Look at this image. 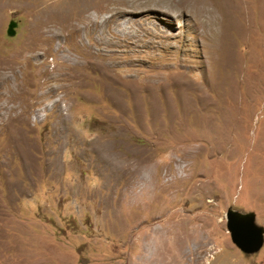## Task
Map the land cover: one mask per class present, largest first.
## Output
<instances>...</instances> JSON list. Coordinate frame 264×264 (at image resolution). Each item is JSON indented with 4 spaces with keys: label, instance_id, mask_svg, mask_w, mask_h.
Wrapping results in <instances>:
<instances>
[{
    "label": "rangeland",
    "instance_id": "obj_1",
    "mask_svg": "<svg viewBox=\"0 0 264 264\" xmlns=\"http://www.w3.org/2000/svg\"><path fill=\"white\" fill-rule=\"evenodd\" d=\"M229 208L264 228V0H0V264H264Z\"/></svg>",
    "mask_w": 264,
    "mask_h": 264
},
{
    "label": "water",
    "instance_id": "obj_2",
    "mask_svg": "<svg viewBox=\"0 0 264 264\" xmlns=\"http://www.w3.org/2000/svg\"><path fill=\"white\" fill-rule=\"evenodd\" d=\"M17 23L11 21L7 35L13 36ZM226 230L232 243L246 255L259 252L264 244V228L256 224L253 212L241 213L229 208L225 214Z\"/></svg>",
    "mask_w": 264,
    "mask_h": 264
}]
</instances>
